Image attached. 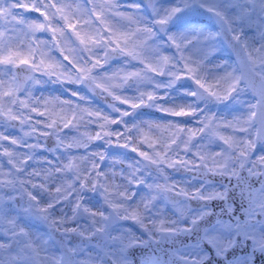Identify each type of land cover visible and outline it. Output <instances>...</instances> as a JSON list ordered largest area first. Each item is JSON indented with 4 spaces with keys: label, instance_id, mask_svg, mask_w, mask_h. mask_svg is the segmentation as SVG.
Wrapping results in <instances>:
<instances>
[{
    "label": "snow or ice",
    "instance_id": "6c2138e0",
    "mask_svg": "<svg viewBox=\"0 0 264 264\" xmlns=\"http://www.w3.org/2000/svg\"><path fill=\"white\" fill-rule=\"evenodd\" d=\"M0 128V264H264V0H0Z\"/></svg>",
    "mask_w": 264,
    "mask_h": 264
},
{
    "label": "rangeland",
    "instance_id": "374dc122",
    "mask_svg": "<svg viewBox=\"0 0 264 264\" xmlns=\"http://www.w3.org/2000/svg\"><path fill=\"white\" fill-rule=\"evenodd\" d=\"M165 54H168V53H165ZM219 62V58H217V60L214 62ZM230 62V61H229ZM135 64V63H134ZM121 65H122V61H117L115 64H111L110 67L108 68V71L111 73V72H114V71H118L120 70L121 68ZM211 67V66H210ZM212 71H217V69H215L214 67H212ZM157 79H160L159 77H156ZM166 78V77H164ZM5 79V77H4ZM39 79H41L42 81H44V79H42L41 77H39ZM168 79V78H166ZM166 79H163V80H166ZM55 80V77H52L51 78V83H46L45 81L43 83H40V84H32L31 82L28 83V86L27 87H30L31 90H32V93H33V96L34 97H38V98H52V97H60L62 99L64 98H68L69 95H62L60 93V90H59V85L61 84L59 81L57 82H53ZM53 84H55L56 86L54 87V90L53 91H50L49 89V86H53ZM48 85V87H47ZM63 86H65L66 88L68 89H74V88H78L77 86H75V84H61ZM80 91H81V94L82 95H86V92L80 88ZM89 97V95H86ZM73 100H75L76 98L75 97H71ZM89 99L92 101L91 103V107L92 108H95V109H103L98 103L95 102V100L91 99L89 97ZM110 99L112 100V98L110 97ZM249 99L248 96H242L241 97V100L244 101V103H238L236 105H234V108H235V112L233 113V115H239L241 113H244L246 112L247 110V100ZM83 103V102H81ZM121 107H126V105H121ZM223 106H221L222 108ZM104 110V109H103ZM215 111V108L213 109ZM162 114L159 113L157 115H154V114H147L145 113V119L146 120H153L157 117H160ZM180 119H187V118H180ZM229 119H231V115H229ZM189 126H193V125H189ZM39 127V126H38ZM79 131H73L70 135H80L81 133H84L86 131V129H91L92 132L91 134L94 135L95 134V130H96V126L95 125H87L85 126L83 123H81L79 126ZM68 130H66L65 132H67ZM222 131H230V130H223ZM0 132H5L6 134H10V132L8 130H5V128H0ZM4 143H7V141H5ZM100 142H93V146H95V144H98ZM205 143H207L205 141ZM217 144H219L220 142L219 141H216ZM143 147V146H142ZM209 148L213 151H218L219 149L215 147V145H209ZM74 152H80V153H83V149H74L72 150ZM116 151H120V152H123L125 150L123 149H117ZM47 155V154H45ZM128 155L130 157H135L136 159H139V157H136L135 156V153H128ZM64 162H67V160L65 159ZM5 163H6V159H5ZM125 168V170L127 171V166L126 165H121V164H118L116 165V168L119 169V168ZM168 172L172 173V179L173 180H178V181H182L184 178H187V177H191L190 175L188 174H175L173 172V170L171 169H167ZM153 173L155 174V171H153ZM116 180L117 182L120 181V178L119 176L116 177ZM53 188H54V185H53ZM91 195V194H89ZM97 199H99V197H97ZM157 208L158 209H161L162 210V215L167 218V219H174L176 218V216L174 215V207H173V204H170L164 200H160L157 202ZM66 211L68 212L69 215H71V209H66ZM57 216L60 215L59 212L56 213ZM132 221H126V222H122V223H125L129 226H131L132 228L133 225L131 224ZM82 224L86 223V221H81ZM136 231H139V229H136L134 228ZM31 231L33 232L34 235H39L42 239H46L47 236L46 234L49 233L48 231V227L47 225L42 222V221H33L32 224H31Z\"/></svg>",
    "mask_w": 264,
    "mask_h": 264
},
{
    "label": "flooded vegetation",
    "instance_id": "af4514ba",
    "mask_svg": "<svg viewBox=\"0 0 264 264\" xmlns=\"http://www.w3.org/2000/svg\"><path fill=\"white\" fill-rule=\"evenodd\" d=\"M16 11H18V12H24V15L26 16V17H31V18H35V17H38L39 16V14L38 13H35V12H25L23 9H17ZM39 19H43V17H39ZM5 27L7 28L8 27V25H5ZM36 36H37V38H39V39H43V38H47L48 40H51V34L50 33H47V32H41V33H37L36 34ZM34 47H35V45H33ZM42 49L44 50V51H48V45H43L42 46ZM26 50V49H25ZM172 51H174V50H172ZM49 54V56H54V57H56V58H58L59 60H63V57L60 55V52L58 51V50H55V48H54V46H53V48H52V50L48 53ZM169 54V53H168ZM117 61H121V60H119V59H117V60H113V61H110V65L111 64H115ZM64 63L65 64H67V61H64ZM133 63H135V62H133ZM21 67H24V66H21ZM110 66H106V68L108 69ZM23 73H20L19 74V76H18V79L20 80V81H22V79H23ZM35 75H37L38 77H41L42 79H44V81L46 82V83H48V85H49V83H51V78H49V77H46V76H40V74L39 73H36ZM8 77H5V79H7ZM160 79H166V78H162V77H159ZM48 85H47V87H48ZM28 85H26V87H27ZM56 85L55 84H53V86L51 85V86H49V89H50V91H53L54 90V87H55ZM75 86H77V87H79V88H82L85 92H86V95H89V97L91 98V99H93L90 95H93L92 93H90L87 89H85V88H83V87H81V86H78V85H75ZM66 87L65 86H63V85H59V90H60V93L62 94V95H70V93H67V92H64V89H65ZM97 92H99V90H97ZM99 97L100 98H102V96H100L99 95ZM98 100V99H97ZM111 100V99H110ZM112 101V100H111ZM99 105L105 110V111H110V109H108V108H106L105 106H103L102 104H100L99 103ZM13 123H16V122H13ZM9 132H10V134H12V135H22V133H20L19 131H18V128H8L7 129ZM67 129H65L64 131H66ZM49 146L50 145H52L53 143H54V141L53 140H49ZM45 154H47V153H45ZM6 159V158H5Z\"/></svg>",
    "mask_w": 264,
    "mask_h": 264
},
{
    "label": "water",
    "instance_id": "95a60500",
    "mask_svg": "<svg viewBox=\"0 0 264 264\" xmlns=\"http://www.w3.org/2000/svg\"><path fill=\"white\" fill-rule=\"evenodd\" d=\"M21 82H23V79H22V81ZM94 98H96V99H98L99 101H101L102 102V104L103 105H105L106 107H107V104H109V103H112V101L110 100V97H102V98H100L99 97V95H92ZM103 100V101H102ZM140 111H143V112H145V113H148V114H159L158 112H156L154 109H147V108H143V109H141ZM51 146V145H50ZM154 170V169H153ZM155 171V170H154ZM179 173H185V172H183V171H181V172H179ZM188 174H191V176H193L194 175V173H191V172H188ZM209 179H211V180H216V181H218L220 178L219 177H211V176H209L208 177ZM180 199H182V198H180V197H175V196H173L172 197V201H169V202H171V203H173V201H175V200H180ZM192 204H193V206H195V202L193 201V202H191ZM50 230V229H49ZM52 233H53V235L56 237V238H59V233H56L54 230H50ZM75 240H76V238L74 237L73 238V242H75ZM186 240V238L185 237H177V244L176 245H169V244H165V245H163V247L164 248H169V247H176V246H179V242L180 241H185ZM137 264H138V262H137Z\"/></svg>",
    "mask_w": 264,
    "mask_h": 264
}]
</instances>
